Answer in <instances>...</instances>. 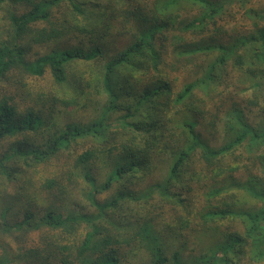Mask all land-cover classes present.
<instances>
[{"label": "trees", "instance_id": "obj_1", "mask_svg": "<svg viewBox=\"0 0 264 264\" xmlns=\"http://www.w3.org/2000/svg\"><path fill=\"white\" fill-rule=\"evenodd\" d=\"M0 264H264V0H0Z\"/></svg>", "mask_w": 264, "mask_h": 264}, {"label": "rangeland", "instance_id": "obj_2", "mask_svg": "<svg viewBox=\"0 0 264 264\" xmlns=\"http://www.w3.org/2000/svg\"><path fill=\"white\" fill-rule=\"evenodd\" d=\"M248 27V26H247Z\"/></svg>", "mask_w": 264, "mask_h": 264}]
</instances>
